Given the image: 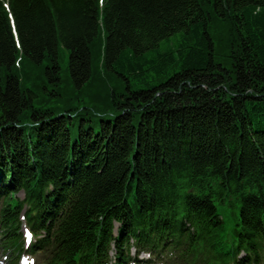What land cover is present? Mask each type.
Returning a JSON list of instances; mask_svg holds the SVG:
<instances>
[{
	"label": "trees",
	"instance_id": "16d2710c",
	"mask_svg": "<svg viewBox=\"0 0 264 264\" xmlns=\"http://www.w3.org/2000/svg\"><path fill=\"white\" fill-rule=\"evenodd\" d=\"M0 248L264 264V0H0Z\"/></svg>",
	"mask_w": 264,
	"mask_h": 264
},
{
	"label": "rangeland",
	"instance_id": "374dc122",
	"mask_svg": "<svg viewBox=\"0 0 264 264\" xmlns=\"http://www.w3.org/2000/svg\"><path fill=\"white\" fill-rule=\"evenodd\" d=\"M19 196L23 197V193H19ZM219 210L222 213V215H224L226 217L227 220V228H226V232L224 234V238L226 240L230 239L231 233H232V227L235 221V218L233 217V215H230L228 213V209L226 208L225 205H219ZM237 212L239 213V208L237 209ZM30 233L27 229H25V237L27 238V240L30 239ZM29 242L27 241L26 244H28ZM5 252L3 251L2 248H0V264H6V261L8 259V257L4 254ZM141 258H147L148 256L143 254L140 256ZM24 262H27L28 264H38L37 263V258L35 259L33 256H23L20 258L19 260V264H23Z\"/></svg>",
	"mask_w": 264,
	"mask_h": 264
}]
</instances>
